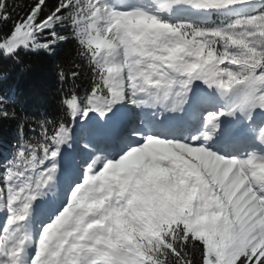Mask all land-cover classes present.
Wrapping results in <instances>:
<instances>
[{
  "label": "snow or ice",
  "instance_id": "1",
  "mask_svg": "<svg viewBox=\"0 0 264 264\" xmlns=\"http://www.w3.org/2000/svg\"><path fill=\"white\" fill-rule=\"evenodd\" d=\"M9 23L0 58L74 56L53 118L0 94V264H264V0H0Z\"/></svg>",
  "mask_w": 264,
  "mask_h": 264
},
{
  "label": "trees",
  "instance_id": "2",
  "mask_svg": "<svg viewBox=\"0 0 264 264\" xmlns=\"http://www.w3.org/2000/svg\"><path fill=\"white\" fill-rule=\"evenodd\" d=\"M11 2L25 4L29 0H11ZM10 27L11 23L0 26V32H5ZM71 56H74V53L69 51V46L63 45L54 56L44 53L22 54L21 64L0 58V94L15 93L30 116H40L41 113H45L49 118H53L57 115L55 107L60 98L57 66H67ZM9 107H15L17 112H20V104ZM17 123V120H0V159L11 156L12 146L18 139ZM25 131L31 135L27 128Z\"/></svg>",
  "mask_w": 264,
  "mask_h": 264
}]
</instances>
